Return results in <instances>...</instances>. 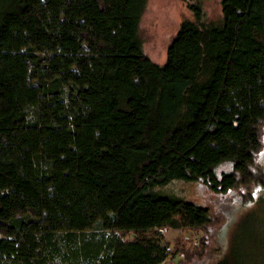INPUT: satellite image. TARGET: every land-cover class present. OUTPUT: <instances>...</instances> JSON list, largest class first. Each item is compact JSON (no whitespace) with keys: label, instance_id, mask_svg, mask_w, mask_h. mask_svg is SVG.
<instances>
[{"label":"trees","instance_id":"16d2710c","mask_svg":"<svg viewBox=\"0 0 264 264\" xmlns=\"http://www.w3.org/2000/svg\"><path fill=\"white\" fill-rule=\"evenodd\" d=\"M184 1L192 17L158 63L147 0H0V258L159 264L161 229L179 228L186 264L222 219L162 187L264 182V0H219L216 18Z\"/></svg>","mask_w":264,"mask_h":264},{"label":"rangeland","instance_id":"374dc122","mask_svg":"<svg viewBox=\"0 0 264 264\" xmlns=\"http://www.w3.org/2000/svg\"><path fill=\"white\" fill-rule=\"evenodd\" d=\"M200 2L207 17L216 18L220 15L219 0H200ZM191 17V11L184 0H147L140 20L144 52L153 61L163 62L170 37L177 30L182 19ZM262 142L257 161L264 168V134ZM229 168L230 165L225 163L220 169ZM162 190L207 206L213 215H218L222 219L220 223L208 229L205 255L202 258L193 257L186 264H214L227 254L228 264H264V182L244 177L231 190L215 193L199 180L174 179L163 186ZM104 231L97 232L96 237H99L100 233L106 235L111 233L110 230ZM160 233L162 241L167 242L171 249L159 264H180L179 260L183 254L173 247L178 245L177 238L180 236H182L181 243L184 240L188 247L194 248L192 247L194 244L188 241L190 233L186 230L163 228ZM130 236L131 233L121 235L122 238ZM90 238L89 235L77 234L71 240ZM70 241L66 237L61 238L59 245L62 252L73 244V242L69 243ZM55 261H60V258L57 256ZM80 263L84 264V262ZM0 264L14 263L8 258H0Z\"/></svg>","mask_w":264,"mask_h":264}]
</instances>
